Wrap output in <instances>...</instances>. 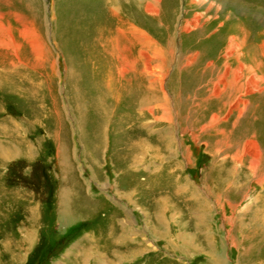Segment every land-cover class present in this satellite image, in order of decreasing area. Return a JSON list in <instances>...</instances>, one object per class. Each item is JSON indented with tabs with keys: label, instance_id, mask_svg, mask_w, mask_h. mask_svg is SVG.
I'll return each instance as SVG.
<instances>
[{
	"label": "rangeland",
	"instance_id": "rangeland-1",
	"mask_svg": "<svg viewBox=\"0 0 264 264\" xmlns=\"http://www.w3.org/2000/svg\"><path fill=\"white\" fill-rule=\"evenodd\" d=\"M261 12L264 0H0V264L93 260L58 213L72 184L112 221L125 206L145 264H264V160L252 171L244 149L264 139ZM133 183L150 186L142 210L122 196ZM153 211L171 246L154 240Z\"/></svg>",
	"mask_w": 264,
	"mask_h": 264
},
{
	"label": "crops",
	"instance_id": "crops-1",
	"mask_svg": "<svg viewBox=\"0 0 264 264\" xmlns=\"http://www.w3.org/2000/svg\"><path fill=\"white\" fill-rule=\"evenodd\" d=\"M134 185V186H133ZM74 191L72 190V199L70 201L69 205V211L62 209L61 205L59 207V215L61 217V221L66 225V228L69 230L76 231L75 238L76 240L80 241H86L88 242L86 246L87 249L90 252H82L84 254H94L93 260H91V257L89 255V263L88 264H102L106 262V254L108 253L106 250L108 246L114 245L115 252V264H140V261L144 260V254L150 253V252H142V259H139V249L137 246L138 241V230L135 228L136 220H134V217L131 216V214L127 211L125 206L123 204H116L115 206V216L114 221L110 220L112 211L110 209L104 210L103 207H101L100 202H98V197L95 195L92 196L89 195V198L86 196V193L84 196H79L77 194V190L74 186V184L71 185ZM132 190L125 194L127 197L123 194L122 196L129 199V202L134 207H137V209L142 208L139 206L138 203L135 202L134 198L135 196H138L140 193V196L143 197L144 193H146V196L149 197L150 191L149 187H146L145 189L142 188V190H138L141 188L140 185L137 183H133L131 185ZM137 186V187H136ZM69 191V189H65L64 194ZM151 195V194H150ZM76 196V197H75ZM66 198V197H65ZM100 198V197H99ZM65 203V202H64ZM151 203V202H150ZM162 201L156 200L155 202L151 203L154 207L156 204L160 205ZM150 204V205H151ZM149 208V207H148ZM162 209V208H161ZM113 212V213H114ZM148 212V211H147ZM153 216L148 215L147 213V221L148 226L150 228L151 234L154 237V240H156V236L159 239L169 241L170 244V235L172 230L171 223L167 220L166 214L159 213L157 215H154V211L152 212ZM151 217V218H150ZM150 218V219H149ZM177 235H179L178 239H186L187 238V232L183 231H175ZM113 234V236H112ZM77 236V237H76ZM73 241V240H70ZM68 243V242H67ZM79 247L80 245L77 244ZM168 246V245H167ZM132 253V257L130 259L133 260L132 262L125 263V260L127 259L126 253ZM80 253V252H78ZM136 253V255H135ZM152 253V252H151ZM98 254V255H97ZM134 254V256H133ZM150 257V256H148ZM100 259H103L104 261H101ZM135 259V260H134ZM141 263L145 264V261H142ZM163 263V262H162Z\"/></svg>",
	"mask_w": 264,
	"mask_h": 264
},
{
	"label": "bare ground",
	"instance_id": "bare-ground-1",
	"mask_svg": "<svg viewBox=\"0 0 264 264\" xmlns=\"http://www.w3.org/2000/svg\"><path fill=\"white\" fill-rule=\"evenodd\" d=\"M31 3V5H32V2H30ZM107 6L111 9V10H113V12L115 13V14H117V13H119V10H118V6L116 5V4H112V2H111V4L109 3V2H107ZM148 6V5H147ZM107 7V8H108ZM147 9L149 10V6L147 7ZM262 16H259V13H257V19H259L261 22H263V24H264V13L263 12H261L260 13ZM255 25L254 23H252V22H250V24L249 25ZM255 27H258V26H256L255 25ZM240 70L241 69H239V70H237L238 72H240ZM237 78V77H236ZM235 78V79H236ZM237 80V79H236ZM254 81V80H253ZM253 81H248V83H249V89H247L246 91H247V93L248 94H250V93H254V90H252V85H254V82ZM237 82V81H236ZM237 85V84H236ZM247 85V84H246ZM234 86H235V84H234ZM234 88V87H233ZM236 88V87H235ZM239 89H240V87H239ZM139 94V93H138ZM137 96V95H136ZM102 98H98L97 100H101ZM103 101V100H102ZM145 101V100H144ZM142 102V105L144 106V107H146L145 109H147V110H149V106H148V104H150L148 101H145V102ZM137 102H138V100H137ZM97 103V102H96ZM141 103V102H140ZM246 103V102H245ZM243 104H244V102H243ZM98 105H100L101 107H103L102 106V103H100L99 101H98ZM245 106L246 105H244V108H245ZM142 107V106H141ZM104 108V107H103ZM151 110V109H150ZM244 110V109H243ZM107 112V111H106ZM244 112V111H243ZM107 114V113H106ZM263 125V124H262ZM254 128H255V126H254ZM257 128V127H256ZM263 128V127H262ZM254 133V132H253ZM263 133V132H262ZM256 137V136H255ZM251 138V137H250ZM245 142V144H244V146H245V150H247L246 152L248 153V154H250L252 157V162H251V168H252V171H256L257 170V166H258V164H259V160H261V157H262V159L264 160V139H261V143H262V146L260 147L259 146V142H258V140H257V142L256 141H250V140H248L247 138H246V140L244 141ZM239 158H241V155H240V157ZM239 161V160H238ZM263 168H264V166H263ZM261 182L259 181V184H260ZM69 196V195H68Z\"/></svg>",
	"mask_w": 264,
	"mask_h": 264
}]
</instances>
